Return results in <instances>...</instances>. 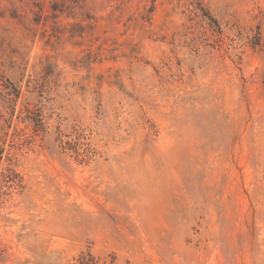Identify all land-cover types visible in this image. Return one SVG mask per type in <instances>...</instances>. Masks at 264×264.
<instances>
[{"label": "rangeland", "instance_id": "374dc122", "mask_svg": "<svg viewBox=\"0 0 264 264\" xmlns=\"http://www.w3.org/2000/svg\"><path fill=\"white\" fill-rule=\"evenodd\" d=\"M84 263L264 264V0H0V264Z\"/></svg>", "mask_w": 264, "mask_h": 264}, {"label": "trees", "instance_id": "16d2710c", "mask_svg": "<svg viewBox=\"0 0 264 264\" xmlns=\"http://www.w3.org/2000/svg\"><path fill=\"white\" fill-rule=\"evenodd\" d=\"M206 16L207 17H209V19L211 20V21H213V18H211V16H209V14H206ZM214 23H216V21L214 20ZM88 256H90L91 257V255H88ZM85 264V263H84Z\"/></svg>", "mask_w": 264, "mask_h": 264}]
</instances>
